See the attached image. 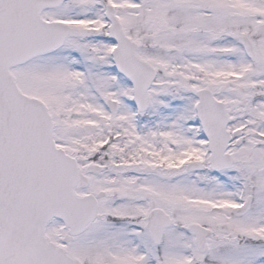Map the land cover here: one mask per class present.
Wrapping results in <instances>:
<instances>
[{"label": "snow or ice", "instance_id": "snow-or-ice-1", "mask_svg": "<svg viewBox=\"0 0 264 264\" xmlns=\"http://www.w3.org/2000/svg\"><path fill=\"white\" fill-rule=\"evenodd\" d=\"M0 264H264V0H0Z\"/></svg>", "mask_w": 264, "mask_h": 264}]
</instances>
